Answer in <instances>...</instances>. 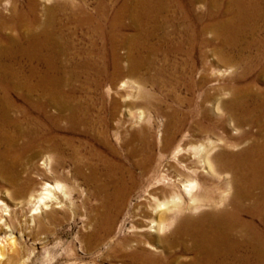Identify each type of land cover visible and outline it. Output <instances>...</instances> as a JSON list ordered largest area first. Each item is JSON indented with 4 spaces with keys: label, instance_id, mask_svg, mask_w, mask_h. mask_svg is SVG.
<instances>
[{
    "label": "bare ground",
    "instance_id": "bare-ground-1",
    "mask_svg": "<svg viewBox=\"0 0 264 264\" xmlns=\"http://www.w3.org/2000/svg\"><path fill=\"white\" fill-rule=\"evenodd\" d=\"M10 2V16L0 13V176L17 197L31 196L33 222L68 199L65 186L50 183L48 175L66 166L71 150L76 176L93 186L101 201L103 234L113 231L132 194L146 187L132 209L129 234L114 246L123 264H171L179 252L192 258L175 264H264V89L257 86L264 81V0ZM208 34L217 41L207 39ZM79 40L85 47L78 48ZM161 53L184 56L177 83L186 94L174 92L168 100L175 107L160 110L167 119L160 152L155 153L157 143L144 129L137 133L139 144L131 145L126 163L114 148L113 161L104 152H96L93 162L78 158L75 143H82L79 135L93 132L95 121L93 106H85L74 82L83 78L86 87L102 93L108 84L116 87L137 77L145 106L153 108L152 97L143 92L148 78L140 75L154 67ZM210 56L233 74L232 84L217 86L214 93L206 90L214 81L205 63ZM256 72L258 78L251 80ZM225 93L229 100H222ZM188 125V133L207 141L192 146V152L179 148L171 155ZM231 129L236 136H230ZM96 138L107 144L105 136ZM227 146L240 150L233 153ZM44 157L42 169L36 168ZM200 164L206 178L229 176L231 199L200 192V178L205 180L197 170ZM32 166L42 177L41 191L29 175ZM205 206L212 208L197 215ZM0 228V237L6 236L10 226L4 217ZM4 243L0 264H21L17 241L8 236ZM153 243L168 258L161 250L151 253Z\"/></svg>",
    "mask_w": 264,
    "mask_h": 264
},
{
    "label": "rangeland",
    "instance_id": "rangeland-1",
    "mask_svg": "<svg viewBox=\"0 0 264 264\" xmlns=\"http://www.w3.org/2000/svg\"><path fill=\"white\" fill-rule=\"evenodd\" d=\"M37 1L44 4L43 0ZM10 9L11 2L9 3V0H0V13L9 17ZM125 23H128L127 19L125 20ZM65 29L66 27L63 28V30ZM65 32L67 33V31ZM86 32V29L80 31L79 36L80 34ZM172 37L174 39H178V36L172 35ZM207 39L217 41L214 40L216 38L212 34H208ZM77 43L78 48L85 47L84 43L80 40L77 41ZM206 49L211 51L212 48L209 47ZM197 51L199 52V49L194 52V57L200 65L198 68V72H200L202 70V65L200 64V61L198 62L200 57ZM163 53H161V56L159 54L155 57V65L151 70L142 71L143 74L141 73L142 75H140L142 79L147 80L148 78V82H146L143 87V92L144 94H147L148 97H152V102L155 105L153 108L145 106L146 100L140 96L141 93L139 91L142 92V90L138 88L139 83L137 77L124 79L123 81H120L118 83L119 85L117 84L118 86L116 87H110L108 84L105 86L102 93L93 92L92 88L90 89L86 87L83 78L74 82L73 86L75 87L77 94L84 98L85 106H88V104L93 106V112L90 114L95 121L92 133L83 136L79 135L80 137L76 136L77 138L79 137L78 139H81L82 142L75 143V148L79 152L78 158L93 162L94 159V161L97 159L96 152H99L102 155L104 152L105 155L103 156L106 157V160L113 161L114 157L111 148H114L117 153H119V160L125 161L126 163L129 161L127 159L129 156V150L133 147L131 145L139 144L138 142H135L137 133L144 129L149 130L152 140L157 143L155 153L160 152L158 145L162 141L161 139H163V133L167 124V119L162 115L160 110H169L168 105H172L173 103L168 99H171L174 92H177L183 97L186 94L184 88L177 83V80L181 79V66L178 68V65L183 62L184 56H165ZM214 58L216 57L210 56L207 58V62H205H209L211 66L209 72L211 73V77L214 79V81L206 87L207 92L210 93H214V88H217V86L232 84V70L219 66L215 62ZM162 69L165 70L163 71ZM196 76L197 78L200 77L198 73ZM258 76L259 73L256 72L252 76L251 80L258 78ZM76 84H78V86ZM257 86L264 89V81L260 80L257 83ZM230 97L231 96L228 93H225L222 100H229ZM210 105L212 104L210 103ZM172 106L175 107L174 105ZM212 106L215 107V105ZM141 115H143L142 119H140ZM212 117L215 118L214 115H212ZM188 128L192 129L188 125L184 132L175 140L173 144L174 146H172L173 148H171L170 151L171 155L175 151L178 152L181 148H189L188 150L192 152L194 148L192 146H198L202 142L207 141L206 138L196 135L194 131V133H188V131H190ZM229 133L230 136H236L238 132L231 129ZM101 135L105 136L107 144L97 140L96 137ZM185 137L187 141L185 142L186 145L183 144V147L181 140H184ZM231 147L227 146L226 148L228 151L233 153L240 150L238 147ZM67 154L69 159L66 166L59 169L56 173H54V175L49 174L48 178L49 182L52 184L59 182L65 186L69 193L68 199L65 200L64 205H53L48 210L36 215L34 217V222L32 220L33 216H31L34 209L33 203L30 202L31 196H27L26 198L17 197L15 189L8 185V183L0 176V200L4 203L2 206L4 209L0 207V218L4 217L7 224L10 226L8 234L6 236L4 233L1 235L0 242L4 243V240H6L8 236H12L17 241L19 254L21 255V264H123L122 258L114 250V246L118 241L123 239L126 234H129V230L134 224L133 219H131L132 209L136 202H139L142 199V194H144L143 192L146 187H141L135 194H132L126 203L125 208L121 212L113 231L108 235L103 234L104 227H102L100 223L102 215V212L100 211L101 201L97 196H95L94 187L86 185L83 180L76 176L74 172V163L70 160L72 151L68 150ZM120 156L123 157V160ZM44 158H40L36 161V168L42 169L43 163L46 160V158ZM28 168L31 178L34 176V178H36L35 182L37 184H42V177H38L34 173L35 169H33V166ZM204 169V165L201 164L197 168L201 177H204L205 179L203 180V178H200V186L203 187L202 189H199L200 192H208V194L210 193L211 195L220 198L223 195L225 201L231 199L233 191L232 189H228L227 185L229 176L222 174L219 178L213 175L206 178L205 176L208 175L205 173ZM33 173L34 175H32ZM41 184H39L36 190L39 189L38 191H41ZM29 187L31 188V193L33 194V182ZM203 189L204 191H201ZM205 189L207 191H205ZM207 205L211 204L209 203ZM6 208L8 209V212L6 211ZM211 208L212 207L210 206H205L202 210L198 211L197 215L207 212L211 210ZM6 213L9 215H6ZM7 250L8 249H6V252L8 253ZM156 250H161L163 256L168 258L169 255L164 252L165 249L162 246L153 243L152 246L149 247V251L151 253L161 254L160 251ZM189 255L190 253L187 252H179L176 258L172 259L175 260V262L171 264H175L177 261L182 263H186V261L189 262L192 258V255ZM169 260L171 261V259ZM169 260L167 262H170Z\"/></svg>",
    "mask_w": 264,
    "mask_h": 264
}]
</instances>
